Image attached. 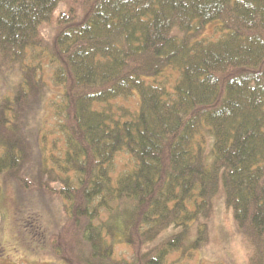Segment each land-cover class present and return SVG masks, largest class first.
<instances>
[{
  "label": "trees",
  "instance_id": "16d2710c",
  "mask_svg": "<svg viewBox=\"0 0 264 264\" xmlns=\"http://www.w3.org/2000/svg\"><path fill=\"white\" fill-rule=\"evenodd\" d=\"M0 59L21 73L0 101V195L61 200L84 248L71 264H177L218 195L264 264V0H0ZM45 60L64 147L42 136L37 157ZM133 93L136 110L115 106Z\"/></svg>",
  "mask_w": 264,
  "mask_h": 264
},
{
  "label": "rangeland",
  "instance_id": "374dc122",
  "mask_svg": "<svg viewBox=\"0 0 264 264\" xmlns=\"http://www.w3.org/2000/svg\"><path fill=\"white\" fill-rule=\"evenodd\" d=\"M64 11V7L57 10V14ZM212 29L207 33L212 38ZM215 33L213 39L219 38ZM37 55L38 50L33 51ZM5 66V67H4ZM42 66V79L46 90L41 104L39 121L41 131L36 137L33 154L37 157L43 152L42 136H46L45 147L48 151L55 145L53 153L62 154L64 139L57 128V118L54 115V105L61 101V89L52 83V67L45 60ZM169 76L167 81L174 78ZM21 73L17 66L10 67L1 64L0 59V101L10 98L14 89L20 83ZM115 106L125 107L131 111L138 108L135 93L126 99H120ZM42 118V119H41ZM38 121V122H39ZM38 141V144H36ZM133 165L127 155L116 157L112 174L114 177L123 173ZM34 178V174L30 176ZM34 191V190H33ZM26 191L16 182L10 181L4 186L0 195V264H71L73 253L84 248L78 242V229H70L66 217L63 215L62 201L58 198L50 199L39 192ZM207 238L204 244L189 257H181L175 253L169 257V263L177 264H249L251 248L245 238L239 234L234 225L231 211L225 206L223 198L218 195L212 201V210L207 222ZM168 234V233H167ZM192 238L195 231H192ZM77 249V251H76ZM117 259H131L133 250L124 246L116 248ZM180 262V263H179Z\"/></svg>",
  "mask_w": 264,
  "mask_h": 264
}]
</instances>
